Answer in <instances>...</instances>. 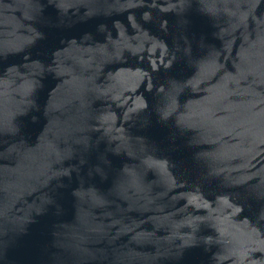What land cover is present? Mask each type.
Segmentation results:
<instances>
[{
	"label": "water",
	"instance_id": "water-1",
	"mask_svg": "<svg viewBox=\"0 0 264 264\" xmlns=\"http://www.w3.org/2000/svg\"><path fill=\"white\" fill-rule=\"evenodd\" d=\"M0 264H264V0H0Z\"/></svg>",
	"mask_w": 264,
	"mask_h": 264
}]
</instances>
